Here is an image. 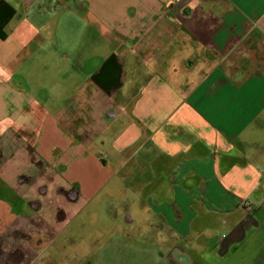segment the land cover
Segmentation results:
<instances>
[{"label": "crops", "instance_id": "0c3cea01", "mask_svg": "<svg viewBox=\"0 0 264 264\" xmlns=\"http://www.w3.org/2000/svg\"><path fill=\"white\" fill-rule=\"evenodd\" d=\"M110 185L116 230L264 264V0H0V264L82 262Z\"/></svg>", "mask_w": 264, "mask_h": 264}, {"label": "rangeland", "instance_id": "374dc122", "mask_svg": "<svg viewBox=\"0 0 264 264\" xmlns=\"http://www.w3.org/2000/svg\"><path fill=\"white\" fill-rule=\"evenodd\" d=\"M110 187L102 188L101 198L87 210L92 215H83L76 221L74 234L92 239L90 244L77 249L84 254L82 262L77 264H200L196 263L199 259L195 256L186 258L181 254V248L158 246V241L150 245L148 232L133 235L131 230H116L115 223L121 218L116 212L122 208L123 200H107L105 196L110 195ZM83 220L89 222L82 223ZM65 250L73 256L74 249L67 247ZM183 250L194 255L195 246L186 245Z\"/></svg>", "mask_w": 264, "mask_h": 264}]
</instances>
